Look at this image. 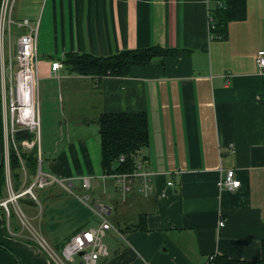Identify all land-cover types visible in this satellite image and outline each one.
Returning a JSON list of instances; mask_svg holds the SVG:
<instances>
[{"label": "crops", "instance_id": "1", "mask_svg": "<svg viewBox=\"0 0 264 264\" xmlns=\"http://www.w3.org/2000/svg\"><path fill=\"white\" fill-rule=\"evenodd\" d=\"M244 3V17L228 20L219 36L210 31L214 0H16L13 16L38 25V166L44 162L41 171L52 180L32 189L35 198L24 194L8 204V215L0 207V264H56L54 254L61 256L75 231L95 228L94 215L100 226L98 206L125 241L105 247L100 264L261 257L264 72L255 55L264 49V0ZM154 45L182 53L123 76L80 74L65 63L67 54L108 56ZM55 60L56 75L49 67ZM119 111L145 113L148 143L134 160L151 172L148 195L138 193L136 180L121 197L100 163L96 117ZM225 168H233L238 188L218 187ZM7 190L5 184L0 199ZM140 216L144 231L131 227Z\"/></svg>", "mask_w": 264, "mask_h": 264}, {"label": "built area", "instance_id": "2", "mask_svg": "<svg viewBox=\"0 0 264 264\" xmlns=\"http://www.w3.org/2000/svg\"><path fill=\"white\" fill-rule=\"evenodd\" d=\"M16 0H0V124L4 132L2 139L5 146L4 153V181L7 186V197L0 199V207L8 215V204H16L19 196L29 194L32 198V189L35 187L42 188L49 184L46 174L38 168L37 174L33 181L25 189L14 192L11 181L9 180L10 170L8 167V142L14 144L12 134L17 130L28 129L34 132V140H21L23 148H30L35 142H38V111L36 109L37 72L35 62H37V53H35V36L38 32L36 23L30 24L28 18H15L13 16V7ZM17 27L24 31L18 30L15 35V45L12 46L11 35ZM257 71L264 72V49L259 50L255 55ZM52 74L56 75L57 70L61 67V61L55 60L49 65ZM6 131V132H5ZM38 146V144H37ZM136 162V161H135ZM151 172L142 170L140 162L133 172L120 173L112 175L117 182V190L121 196H125L130 191V186L136 180L138 185L136 190L141 195H148L151 189ZM171 181L167 182V185ZM240 180L236 177L233 168H225L224 175L220 177L217 183L218 187L226 190H234L239 187ZM83 187H88L87 178L83 179ZM102 222L98 228H85L78 230L62 245L61 256L54 254V260L57 264H65L64 261H72L75 255H79L81 264H98L97 259L107 254V249L102 242L103 230L108 229L110 223L104 219L107 212L105 206H98L95 209ZM22 222V221H21ZM223 222L219 221L221 225ZM214 255L208 256V262H211Z\"/></svg>", "mask_w": 264, "mask_h": 264}, {"label": "trees", "instance_id": "3", "mask_svg": "<svg viewBox=\"0 0 264 264\" xmlns=\"http://www.w3.org/2000/svg\"><path fill=\"white\" fill-rule=\"evenodd\" d=\"M220 1H222L224 6L218 4ZM214 4L210 8V17L212 18V28H210V31L216 33V35L223 36L225 35L228 20H240L244 17L245 3L244 0H214ZM173 53L179 54L182 51L176 48H161L154 45L144 48L122 49L108 56H93L90 53L67 54L65 63L71 66L72 70H76L80 74L123 76L131 74L132 68L136 65L150 64L153 59L159 56L162 58ZM96 121L100 142L99 149L101 150L100 163L105 175L108 174L112 177V175L120 174L121 172H133L137 166L134 158L138 150L148 143L145 113L134 111L105 112L100 113L96 117ZM1 134L2 129L0 127V147L3 148ZM12 138H14L15 146L9 140L7 163L10 170L9 180L11 181L12 190L16 192L24 189L26 186L28 187L32 182L31 178H34L37 174L39 155L37 152V142L30 148H23L20 144L22 139L33 141L35 139L33 131L28 129L17 130L12 134ZM4 176V167L3 163H1L0 197H2L1 190L5 187ZM23 178L25 182H23ZM116 187L117 184L114 188L120 194ZM140 217L142 221L131 227L144 231L146 228L144 218L143 216ZM118 231L120 232L121 230L118 229ZM260 242L261 257L258 260H241L227 257L223 254H216L213 256L214 259L207 264H264V239L260 240ZM63 244H61V247Z\"/></svg>", "mask_w": 264, "mask_h": 264}, {"label": "rangeland", "instance_id": "4", "mask_svg": "<svg viewBox=\"0 0 264 264\" xmlns=\"http://www.w3.org/2000/svg\"><path fill=\"white\" fill-rule=\"evenodd\" d=\"M12 36H13V38H11L12 46L14 47V45H15V40H14L15 36L14 35H12ZM4 146H5V143H4ZM39 166H40V170L47 168V165H45L44 162L41 165L39 164ZM43 172H44V170H43ZM93 197H94V195H93ZM90 201H91V198H89L86 202L89 203ZM41 203L42 202H40V204ZM36 208L39 209L37 204H36ZM93 220H94V227L95 226L98 227V225L100 223L99 218L94 215L93 216ZM103 234L104 235L102 236V242L105 245V247H107V248L111 247V246H119L121 248V245L125 242L121 238V236L116 231H114L112 228H110V227H109V229L104 230ZM101 257H103V256H101ZM78 258H79V256L75 255V260H76L75 264H78L77 263L78 262ZM97 262H98V264H100L99 259L97 260Z\"/></svg>", "mask_w": 264, "mask_h": 264}, {"label": "water", "instance_id": "5", "mask_svg": "<svg viewBox=\"0 0 264 264\" xmlns=\"http://www.w3.org/2000/svg\"><path fill=\"white\" fill-rule=\"evenodd\" d=\"M2 147H0L1 149ZM3 158H4V153H3V148L0 150V164L3 162ZM81 255V252L78 253V256ZM80 263V260L79 262ZM81 264V263H80Z\"/></svg>", "mask_w": 264, "mask_h": 264}]
</instances>
